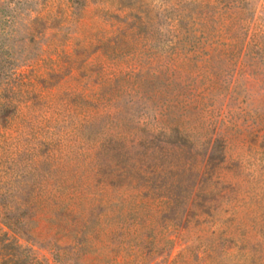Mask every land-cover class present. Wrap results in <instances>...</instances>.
I'll list each match as a JSON object with an SVG mask.
<instances>
[{
    "label": "rangeland",
    "instance_id": "1",
    "mask_svg": "<svg viewBox=\"0 0 264 264\" xmlns=\"http://www.w3.org/2000/svg\"><path fill=\"white\" fill-rule=\"evenodd\" d=\"M0 264H264V0H0Z\"/></svg>",
    "mask_w": 264,
    "mask_h": 264
}]
</instances>
